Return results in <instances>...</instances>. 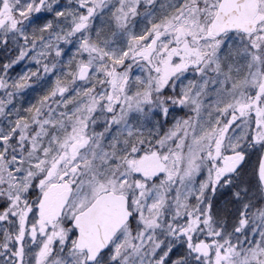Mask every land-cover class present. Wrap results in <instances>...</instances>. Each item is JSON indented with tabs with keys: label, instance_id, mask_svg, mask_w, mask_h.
Returning a JSON list of instances; mask_svg holds the SVG:
<instances>
[{
	"label": "snow or ice",
	"instance_id": "1",
	"mask_svg": "<svg viewBox=\"0 0 264 264\" xmlns=\"http://www.w3.org/2000/svg\"><path fill=\"white\" fill-rule=\"evenodd\" d=\"M0 264H264V0H0Z\"/></svg>",
	"mask_w": 264,
	"mask_h": 264
}]
</instances>
